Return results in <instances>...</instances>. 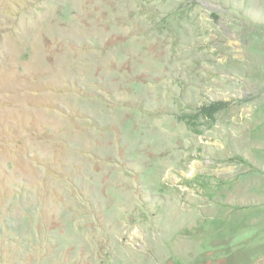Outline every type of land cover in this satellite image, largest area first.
I'll return each mask as SVG.
<instances>
[{"label": "rangeland", "instance_id": "obj_1", "mask_svg": "<svg viewBox=\"0 0 264 264\" xmlns=\"http://www.w3.org/2000/svg\"><path fill=\"white\" fill-rule=\"evenodd\" d=\"M0 264H264V0H0Z\"/></svg>", "mask_w": 264, "mask_h": 264}]
</instances>
